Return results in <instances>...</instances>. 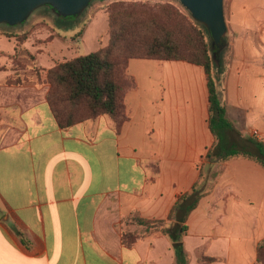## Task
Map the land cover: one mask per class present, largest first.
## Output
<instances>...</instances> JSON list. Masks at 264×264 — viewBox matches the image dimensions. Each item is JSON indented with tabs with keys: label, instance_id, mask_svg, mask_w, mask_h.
Listing matches in <instances>:
<instances>
[{
	"label": "crops",
	"instance_id": "1",
	"mask_svg": "<svg viewBox=\"0 0 264 264\" xmlns=\"http://www.w3.org/2000/svg\"><path fill=\"white\" fill-rule=\"evenodd\" d=\"M9 39L13 53L0 62V264H177L173 243L160 230L130 248L121 244V233L141 227L131 223L134 214L166 220L175 201L197 183L202 188L203 177L214 172L206 195L187 217L181 264H196L202 256L216 259L210 264H255L264 229L246 246L242 237L222 231L221 223L247 220L252 232L260 220L264 228V169L241 158L205 159L215 139L208 128L207 80L200 66L130 60L127 74L135 88L124 97L128 120L118 133L105 116L60 129L46 103L45 85L5 82L18 73L17 49H26V60L42 53L52 57L50 67H39L44 77L55 64L78 57L74 41L82 39L55 35L36 44L30 38L23 43ZM231 49L218 97L239 133L230 134V142L253 149L250 141L260 138L250 131L264 136L262 104L258 110V105L229 99L241 88L242 74L264 70V61L237 52L235 43ZM256 74L255 81L263 79ZM247 248L253 252L250 260L242 256Z\"/></svg>",
	"mask_w": 264,
	"mask_h": 264
},
{
	"label": "trees",
	"instance_id": "2",
	"mask_svg": "<svg viewBox=\"0 0 264 264\" xmlns=\"http://www.w3.org/2000/svg\"><path fill=\"white\" fill-rule=\"evenodd\" d=\"M106 22L105 46L46 70L48 90L45 99L60 129L105 116L118 133L128 120L124 97L135 88L133 78L127 74L128 62L135 59L185 61L200 66L207 80V123L215 145L207 151L205 159L225 163L241 158L264 169V142L251 140L253 149H247L238 148L228 138L230 134L239 133L227 116L225 103L218 97L220 57L216 58L213 51H218L224 40L221 42L223 45L209 47L198 23L195 24L183 10L168 2L115 0L108 5ZM12 37L19 43L27 39L26 35ZM216 175L217 172L212 173L211 180ZM198 184L175 201L166 220H145L136 214L131 216L130 219L144 227L146 232L140 235L122 232L123 247L130 248L138 238L160 230L172 241L177 264L185 262L181 239L187 232L186 220L206 195ZM166 223L169 225L165 228ZM215 261V258L202 256L196 264ZM255 264H264V238L256 245Z\"/></svg>",
	"mask_w": 264,
	"mask_h": 264
},
{
	"label": "rangeland",
	"instance_id": "3",
	"mask_svg": "<svg viewBox=\"0 0 264 264\" xmlns=\"http://www.w3.org/2000/svg\"><path fill=\"white\" fill-rule=\"evenodd\" d=\"M115 0H104V1H92L87 8L77 17H60L50 9L49 7H41L30 14L25 22L20 25L9 26L6 24L0 25V62L5 60V57L12 54L11 50L12 41L9 42V37L12 36H23L26 37L31 42L34 41L42 43L53 38L55 35L65 38L67 41H71L75 38H81L82 41L75 40V51L77 56L86 55L99 47L105 45L107 42V8L110 3ZM151 3H170L180 10H183L189 18V13L181 7L178 2L173 0H149ZM224 18L226 23V44L219 48L218 51L213 50L217 58L220 57L219 62V74H218V86L219 89L222 86L221 76L223 74V62L230 56L231 44L235 43L237 47V52H244L246 57L254 58L257 57L258 61H264V0H224L223 3ZM193 21V20H192ZM194 22V21H193ZM196 24V22H194ZM204 32L205 40L209 47H212L213 43L211 37L205 27L197 24ZM203 27V28H202ZM242 48V51H241ZM24 50V51H23ZM17 58L20 57V61L14 60L17 66L18 73L16 75L9 77L5 82L7 85H22L30 84L35 85H45L48 90V84L45 83V75L41 77L39 67L46 69L52 65V61L48 54L42 53L38 56V59L32 61L30 58L26 60V49H17ZM2 54V55H1ZM212 54V50H211ZM70 57V56H68ZM25 58V60L23 59ZM8 59V58H7ZM11 61V60H10ZM12 63V62H11ZM55 63V62H54ZM264 64V63H263ZM19 68V69H18ZM131 71H137L136 67H131ZM262 73L264 75V70L256 69L254 71L250 70L246 75L245 81L243 77L238 79L241 88L234 92L233 98L229 99L230 103H234L235 100H240L246 102L249 105H253L260 110L261 104L264 113V77L257 79L255 81V73ZM137 77L139 82H143V75L138 72ZM256 74V75H257ZM213 75V74H212ZM264 130V124L262 126ZM255 130L250 131V135L262 141L264 136L259 134H253ZM261 135V136H260ZM247 136V135H245ZM245 178L248 177V173L245 171L240 172ZM209 175L204 176L202 184V191H206L210 185ZM200 187V185H198ZM255 197L260 200V194L256 193ZM258 205V204H257ZM131 223L134 221L131 219ZM247 220L242 219H229L224 220L221 224L222 231L230 232L232 238L240 236L244 239L246 246H251V238L259 239L263 233V223H257L256 229L250 232V226L246 224ZM138 225V224H137ZM240 225V226H239ZM137 234H143L146 232L144 227H140L137 231H133ZM252 233V234H250ZM234 242V241H233ZM245 259L250 260L253 257V252L251 249L247 248L242 255Z\"/></svg>",
	"mask_w": 264,
	"mask_h": 264
},
{
	"label": "water",
	"instance_id": "4",
	"mask_svg": "<svg viewBox=\"0 0 264 264\" xmlns=\"http://www.w3.org/2000/svg\"><path fill=\"white\" fill-rule=\"evenodd\" d=\"M94 0H0V25H20L32 12L49 7L57 16L77 17ZM104 1V0H95ZM178 2L192 20L208 31L212 43L218 46L225 38L224 0H173Z\"/></svg>",
	"mask_w": 264,
	"mask_h": 264
},
{
	"label": "built area",
	"instance_id": "5",
	"mask_svg": "<svg viewBox=\"0 0 264 264\" xmlns=\"http://www.w3.org/2000/svg\"><path fill=\"white\" fill-rule=\"evenodd\" d=\"M253 134H257V132H256V131H254V132H253Z\"/></svg>",
	"mask_w": 264,
	"mask_h": 264
}]
</instances>
